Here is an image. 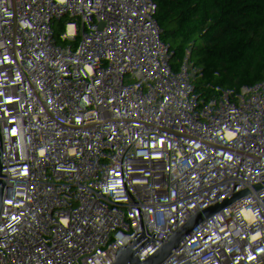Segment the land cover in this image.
Here are the masks:
<instances>
[{
    "label": "built area",
    "instance_id": "1",
    "mask_svg": "<svg viewBox=\"0 0 264 264\" xmlns=\"http://www.w3.org/2000/svg\"><path fill=\"white\" fill-rule=\"evenodd\" d=\"M124 9L83 16L74 0H0V264H264L231 247L264 157L228 205L193 223H154L142 187L128 200L107 125L139 101L179 96L192 75L166 50L149 80L134 64L155 35L182 34L184 13L162 16L160 38L159 20ZM259 121L264 107L249 116Z\"/></svg>",
    "mask_w": 264,
    "mask_h": 264
},
{
    "label": "trees",
    "instance_id": "2",
    "mask_svg": "<svg viewBox=\"0 0 264 264\" xmlns=\"http://www.w3.org/2000/svg\"><path fill=\"white\" fill-rule=\"evenodd\" d=\"M78 14L104 16L125 6L131 19L153 22L179 9L182 34L151 41L134 64L143 79L162 50L183 58L192 75L170 100L139 101L106 127L116 172L131 202L142 187L153 202L151 218L193 223L228 205L241 190L242 170L264 157V121L249 122L264 107V0H74ZM204 85L214 87L208 91ZM14 160L9 161L13 165ZM32 171H29L27 177ZM233 228L245 237L231 247L255 261L264 257V169L257 174Z\"/></svg>",
    "mask_w": 264,
    "mask_h": 264
},
{
    "label": "rangeland",
    "instance_id": "3",
    "mask_svg": "<svg viewBox=\"0 0 264 264\" xmlns=\"http://www.w3.org/2000/svg\"><path fill=\"white\" fill-rule=\"evenodd\" d=\"M256 21H257V23H258V25H260L261 27H264V17H259L258 19H256ZM160 66H161V60L160 59H158L157 61H156V63H155V65H154V69L155 70H159L160 69ZM18 152H20V151H16V152H14V153H10L9 155H8V161H10L11 159H13L14 160V162H13V165L17 162V154H18ZM29 154H32V151H27ZM264 167V166H263ZM13 173V172H12ZM14 174V173H13Z\"/></svg>",
    "mask_w": 264,
    "mask_h": 264
},
{
    "label": "bare ground",
    "instance_id": "4",
    "mask_svg": "<svg viewBox=\"0 0 264 264\" xmlns=\"http://www.w3.org/2000/svg\"><path fill=\"white\" fill-rule=\"evenodd\" d=\"M158 25H159V28H158L159 37H163V33H165V29H166L165 28L166 27L165 19L164 18L159 19ZM145 43H146L145 41H140L139 45L145 47V45H146ZM263 165H264V162L262 161L259 163L258 168L259 169L262 168Z\"/></svg>",
    "mask_w": 264,
    "mask_h": 264
},
{
    "label": "crops",
    "instance_id": "5",
    "mask_svg": "<svg viewBox=\"0 0 264 264\" xmlns=\"http://www.w3.org/2000/svg\"><path fill=\"white\" fill-rule=\"evenodd\" d=\"M163 35H164V33H163ZM160 38H162V37H160Z\"/></svg>",
    "mask_w": 264,
    "mask_h": 264
}]
</instances>
